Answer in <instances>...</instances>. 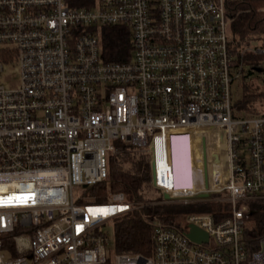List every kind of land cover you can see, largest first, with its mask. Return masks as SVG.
Listing matches in <instances>:
<instances>
[{
	"label": "built area",
	"instance_id": "built-area-1",
	"mask_svg": "<svg viewBox=\"0 0 264 264\" xmlns=\"http://www.w3.org/2000/svg\"><path fill=\"white\" fill-rule=\"evenodd\" d=\"M69 1L0 0V264H264V235L245 248L241 204L264 198V114L238 115L232 86L245 63L228 11L246 0ZM116 24L131 29L125 61L103 55V26ZM247 49L264 65L262 41ZM8 63L18 87L3 82ZM174 136L187 140V184L175 182ZM123 145L149 153L164 201L231 213L189 212L183 230L156 220L152 255L115 253L101 226L137 204L123 191L93 203L85 189Z\"/></svg>",
	"mask_w": 264,
	"mask_h": 264
},
{
	"label": "trees",
	"instance_id": "trees-1",
	"mask_svg": "<svg viewBox=\"0 0 264 264\" xmlns=\"http://www.w3.org/2000/svg\"><path fill=\"white\" fill-rule=\"evenodd\" d=\"M93 0H70L71 5H89ZM231 4V5H230ZM230 24L231 51L237 56L235 63H249L250 70L241 77L243 94L235 98V110L239 115L258 114L264 111L257 109L256 102L264 103V90L256 92L249 89L244 78L254 72L264 70L262 55L246 49L254 42L262 41L264 45V0H246L231 2ZM103 55L110 61H125L132 55L131 29L127 25H105L102 31ZM243 49H246L243 50ZM243 79V80H242ZM116 155H110L108 176L101 182L92 184L85 189L87 196L93 203H105L110 194L123 191L137 207L120 215L114 221L115 253H142L152 255L154 251L153 230L156 220L170 225L177 230H183L182 220H177L180 209L170 204H146V189L152 186V167L149 153L139 152L135 147L123 145ZM186 159V158H185ZM187 160V159H186ZM195 161V160H194ZM223 164L221 160L215 162L218 170ZM188 166V165H186ZM223 193H214L213 196H223ZM163 196V195H162ZM163 198V197H162ZM148 202V201H147ZM247 205L246 224L244 228L245 248L249 253L257 249L259 239L264 235V198L242 201ZM231 204L225 201L200 202L195 209L189 212H209L216 220L225 219L231 213ZM184 214V215H185Z\"/></svg>",
	"mask_w": 264,
	"mask_h": 264
},
{
	"label": "rangeland",
	"instance_id": "rangeland-1",
	"mask_svg": "<svg viewBox=\"0 0 264 264\" xmlns=\"http://www.w3.org/2000/svg\"><path fill=\"white\" fill-rule=\"evenodd\" d=\"M259 9L264 11V5L263 7ZM257 43H259V41L254 42L252 45H255ZM247 48L248 46L246 47V49ZM246 49H243V50L246 51ZM244 65L245 67H244L243 75L247 74L248 71L250 70L249 63H245ZM241 77L232 84L234 98L240 97L241 94H243L242 86H240ZM2 79L6 87H9V88L18 87L20 85V80H21V72H20L19 65L8 63L5 66V71L3 73ZM244 79L245 80L243 79L242 80L248 83H251L247 85L246 88H248L249 86V89L251 87V89L256 92H259L260 90L261 91L264 90V70L257 71L250 75H247ZM255 104H256L257 109L264 111V103L262 101L259 100ZM172 142H173V150H174L175 182L176 184H181V183L187 184L189 183L188 175H187L188 174L187 166L185 164V160H186L185 158L187 157V146H186L187 140L185 137L174 136ZM145 193L147 196L146 204H150V205L170 204L172 206L178 207V209H180V212L177 214L176 221L183 219L186 211L195 209L196 207L198 209V204L200 203V202H194L191 204H183L177 201H164L163 200L164 196H162L161 191L155 188L154 186H150L148 189H146ZM119 216H115L114 218L107 220V222H105V224L101 226V228L104 231H106V233H108L109 246L112 249L114 246V225L113 224H114L115 219H117Z\"/></svg>",
	"mask_w": 264,
	"mask_h": 264
},
{
	"label": "water",
	"instance_id": "water-1",
	"mask_svg": "<svg viewBox=\"0 0 264 264\" xmlns=\"http://www.w3.org/2000/svg\"><path fill=\"white\" fill-rule=\"evenodd\" d=\"M203 196H207L208 193L202 194ZM164 197L168 199L170 195H167V193L164 194ZM189 238L196 242H204L208 241L209 235L207 232L203 231L201 228L195 226V225H190L189 231L186 232Z\"/></svg>",
	"mask_w": 264,
	"mask_h": 264
},
{
	"label": "bare ground",
	"instance_id": "bare-ground-1",
	"mask_svg": "<svg viewBox=\"0 0 264 264\" xmlns=\"http://www.w3.org/2000/svg\"><path fill=\"white\" fill-rule=\"evenodd\" d=\"M221 164H223V161L221 160Z\"/></svg>",
	"mask_w": 264,
	"mask_h": 264
}]
</instances>
